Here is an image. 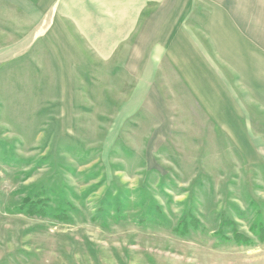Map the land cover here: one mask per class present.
Returning <instances> with one entry per match:
<instances>
[{"label":"rangeland","instance_id":"obj_1","mask_svg":"<svg viewBox=\"0 0 264 264\" xmlns=\"http://www.w3.org/2000/svg\"><path fill=\"white\" fill-rule=\"evenodd\" d=\"M3 3L0 264H264L251 229L264 222V114L249 115L261 152L201 115L158 129L125 104L128 79L103 70L79 79L67 114L43 74L14 71ZM18 18L24 28L25 10ZM29 200L45 214L23 208Z\"/></svg>","mask_w":264,"mask_h":264},{"label":"crops","instance_id":"obj_2","mask_svg":"<svg viewBox=\"0 0 264 264\" xmlns=\"http://www.w3.org/2000/svg\"><path fill=\"white\" fill-rule=\"evenodd\" d=\"M0 1L13 8L2 27L13 29L14 71L43 74L41 87L59 90L65 113L79 79L103 70L128 79L125 104L158 129L201 115L205 128L261 152L249 115L264 114V0Z\"/></svg>","mask_w":264,"mask_h":264},{"label":"trees","instance_id":"obj_3","mask_svg":"<svg viewBox=\"0 0 264 264\" xmlns=\"http://www.w3.org/2000/svg\"><path fill=\"white\" fill-rule=\"evenodd\" d=\"M26 203H28V202H25L22 207L25 208L26 207L25 205H27V208H25V209H27V210L29 209L30 214H33V215L37 214V213L45 214L46 208L44 206H38L32 200L31 201L29 200L28 204H26ZM185 219H187V217H185ZM183 223H184L185 227H189V225L191 223H193V225H195V226H198V224L194 223V221L193 222L183 221ZM229 223H232V221H229L228 224ZM251 229L254 232V234L257 235V237H259L260 239H264V222L262 220L260 221V219L257 218L253 222ZM260 232H262V234H260ZM235 240H237L239 243L246 244V245H252L254 243V239L252 236H249L247 234H242L238 230L235 231Z\"/></svg>","mask_w":264,"mask_h":264}]
</instances>
